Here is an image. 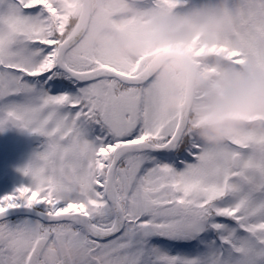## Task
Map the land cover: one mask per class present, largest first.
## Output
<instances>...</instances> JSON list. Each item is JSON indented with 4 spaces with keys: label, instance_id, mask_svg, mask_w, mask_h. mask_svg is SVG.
Masks as SVG:
<instances>
[{
    "label": "snow or ice",
    "instance_id": "6c2138e0",
    "mask_svg": "<svg viewBox=\"0 0 264 264\" xmlns=\"http://www.w3.org/2000/svg\"><path fill=\"white\" fill-rule=\"evenodd\" d=\"M213 2L224 32L182 54L264 70V0ZM127 11V0L95 13L80 0H0V130L43 140L22 169L30 184L0 197V264H219L204 254L238 213L212 203L220 168L203 166L185 114L168 109L169 78L145 63L143 21Z\"/></svg>",
    "mask_w": 264,
    "mask_h": 264
},
{
    "label": "clouds",
    "instance_id": "9594fccd",
    "mask_svg": "<svg viewBox=\"0 0 264 264\" xmlns=\"http://www.w3.org/2000/svg\"><path fill=\"white\" fill-rule=\"evenodd\" d=\"M80 2L93 13L99 11L100 0ZM146 2L127 0L125 17L142 19L144 43L139 50L145 63L155 62L157 72L169 78L167 107L185 114L186 134L205 154L203 166H228L230 155L223 150L238 140H247L249 153L264 160V143L258 142L264 139V70L251 63L234 64L222 54H182L193 40L211 48L228 16L213 0H180L175 8L161 5L153 13L140 7ZM103 39L99 34L95 42ZM121 51L131 54L132 49L122 42ZM254 239L256 243H237L231 264H264V233Z\"/></svg>",
    "mask_w": 264,
    "mask_h": 264
},
{
    "label": "rangeland",
    "instance_id": "374dc122",
    "mask_svg": "<svg viewBox=\"0 0 264 264\" xmlns=\"http://www.w3.org/2000/svg\"><path fill=\"white\" fill-rule=\"evenodd\" d=\"M28 133H30V132H28ZM242 141H245V142L239 144L240 147H243L244 145L248 144L247 140H242ZM16 147H18V150H15ZM27 150H28V148L25 146L24 141L21 137L17 136L13 132L11 133V132H8L5 130H0V161H1V158L5 154L10 156V154L13 151H15V152H27ZM11 157H14V156H11ZM233 157L234 156H230L231 163H232ZM231 163L228 166L221 168L219 172H214L212 175H210L208 177V182L210 184L216 186L218 189L217 196H218V194H220L222 192L221 184H223V182L225 180H228L229 176L233 175L234 173L242 174L240 172L246 166H247V168H246L245 176H243V180L245 181V179H246L247 181H249L251 183L252 187L255 186L256 183L259 182V177H260V175L257 174V171H255V170L258 168L259 173H264V160H260L258 158H255L250 153L242 154V156H241V167L242 168L240 169V171H238V172H232V170L230 171ZM19 168H20V166H19ZM249 168H251L252 170ZM10 174L13 178L15 175L18 176L20 174V171L17 168H15V170H12ZM237 182H241V178H240V181L239 180H237V181L232 180V182H231V187H232V190L234 193V197L232 200L233 202H231L228 205L235 207V208L239 207L241 204L245 205L246 206V213L249 215H253L251 218V224H254L255 219H256L255 216H259L260 218L264 217V212L260 213V214H252L253 212L255 213V211L257 209V204H263V200H262L263 197L257 198L256 200H253V205L251 207L249 206V210H248L247 204H245V202H243L248 198L247 197L248 195H247V193H245V190H243L242 186L240 188V186L238 185L239 183L236 184ZM3 189L5 191H9V190H11V187L5 186V187H3ZM228 238L230 239V237H228ZM215 254H216L215 249L213 250V248H211V249H209L208 252H206L204 254V256H205V258H208L211 256V257H214V259H215V257H216ZM230 262L231 261H229V260H225L221 264H231Z\"/></svg>",
    "mask_w": 264,
    "mask_h": 264
},
{
    "label": "flooded vegetation",
    "instance_id": "af4514ba",
    "mask_svg": "<svg viewBox=\"0 0 264 264\" xmlns=\"http://www.w3.org/2000/svg\"><path fill=\"white\" fill-rule=\"evenodd\" d=\"M39 149L38 148H32L30 147V151L27 150V152H16L15 154L18 155L17 157V164L21 167L26 166V164L29 162V156H33L34 153ZM3 162L5 164V168H11L13 166V159L9 158H3ZM5 171V170H2ZM1 171V172H2ZM243 190L246 192H250L251 190L254 191L251 184H246V186ZM13 193V191L9 190L5 194ZM248 197V198H247ZM246 200L243 201L245 204H247V208L249 210V206L251 207L253 205V200L251 197L247 196ZM251 201V202H250ZM229 209H233L238 213V217H233V219H237V225L233 227V234L230 236V239L226 237L224 247L221 249L224 252V255L220 254V259L218 260L219 264L224 262L225 260L232 261L235 258V251L234 248L237 245L238 242H244V241H250L252 243H256V240L254 239L256 236H258L260 233H264V217L260 218L259 216H255V222L254 224H251V218L253 215H249L246 213V206L241 204L239 207H232L228 205ZM264 211V204H257L256 212ZM254 214V212L252 213ZM243 235L240 237L238 236L236 238V232L237 231H243ZM222 259H224L222 261ZM231 263V262H230Z\"/></svg>",
    "mask_w": 264,
    "mask_h": 264
},
{
    "label": "water",
    "instance_id": "95a60500",
    "mask_svg": "<svg viewBox=\"0 0 264 264\" xmlns=\"http://www.w3.org/2000/svg\"><path fill=\"white\" fill-rule=\"evenodd\" d=\"M10 127H11L12 129H14V130L17 129L16 126H12V125H10ZM33 138H34V137L31 138V143H32V144L34 143V142H33ZM6 180H7V179L5 178L4 181H6Z\"/></svg>",
    "mask_w": 264,
    "mask_h": 264
}]
</instances>
